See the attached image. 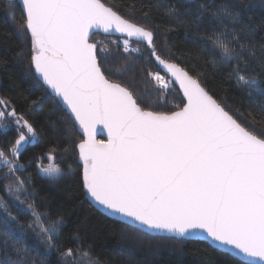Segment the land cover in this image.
Instances as JSON below:
<instances>
[{"label": "snow or ice", "instance_id": "6c2138e0", "mask_svg": "<svg viewBox=\"0 0 264 264\" xmlns=\"http://www.w3.org/2000/svg\"><path fill=\"white\" fill-rule=\"evenodd\" d=\"M124 6L11 0L7 8L20 42L15 60L26 64L34 85L63 113L47 127L81 137L78 143L69 137L64 151L78 153L84 197L141 234L180 245L205 243L198 264H240L235 257L264 264V37L258 41L243 22L250 5L241 0L211 10L198 0H138V7H128L139 18L121 11ZM177 26L198 35L195 50L173 53L166 40L157 47L161 29L166 37ZM99 32L119 34L122 45L112 43L128 56L140 53L131 40L143 44L145 62L163 67L165 75L145 73L159 85L155 104L141 99L134 79L124 82L134 61L115 72L106 64L109 49L93 40ZM7 64L0 57V66ZM216 80L232 82L255 109L228 104ZM173 89L178 102L166 106ZM44 99L32 100L30 108ZM98 125L106 140L96 139ZM43 134L12 97L0 95V264H46L37 255L51 253L58 257L54 264H101L79 229L70 242L64 238L62 209L53 210L36 183L63 174L55 160L58 146L33 153L28 163H35V173L23 174L21 157ZM135 245L145 247L143 241Z\"/></svg>", "mask_w": 264, "mask_h": 264}, {"label": "trees", "instance_id": "16d2710c", "mask_svg": "<svg viewBox=\"0 0 264 264\" xmlns=\"http://www.w3.org/2000/svg\"><path fill=\"white\" fill-rule=\"evenodd\" d=\"M10 2L0 0V57H5L8 60L6 66H0V95L12 97L17 102L19 109L27 111L28 118L34 121L37 127L44 129L41 142L34 147H29L21 157V163L26 165L24 175L35 173V163L30 165L28 163L29 157L33 153L39 154L42 150L46 151L50 146H58L59 150L55 160L63 168V174L52 181L37 177L36 183L42 189V194L48 197L53 210L62 209L67 221L64 238L70 242L72 233L79 229L85 245L91 246L93 256L98 257L101 264H198L203 258L201 251L205 248V243L189 242L180 245L176 241L152 238L141 234L102 214L84 197L81 185L82 164L78 162V153L75 150L64 151L65 147H69L66 144L69 137L77 143L81 137L76 132L60 133L59 126H57V133L47 127L49 123H54L62 118L63 113L54 111L56 101L45 95L44 88H38L34 85L27 73L26 64L18 63L15 60L20 42L16 35V23L13 22L11 15L7 12ZM105 2L122 3L125 6L121 11L126 12L129 16L139 18V12L128 7L134 3L138 7V0H105ZM198 2L204 3L211 10H214L221 3L234 6L241 3V0H198ZM242 2L250 5L249 8L243 10V22L255 29V38L260 41L264 37V0H242ZM15 16L16 22H18L21 16L19 10H16ZM168 23L175 24L176 22L163 21L164 25ZM211 23L215 25V21ZM208 25L209 21L206 20L204 27L207 28ZM162 33L163 28L156 36L157 47L160 48L166 40L167 46L176 54L182 50H195L199 44L198 35L183 26H177L176 30L168 33L166 37ZM122 39L100 34L93 36V40L102 41V46L109 49L110 59L106 61V64L110 65L113 72L117 68L122 69L127 62L134 61V67L125 76L124 82L134 79L135 90L142 94L141 99L145 103L155 104L158 99L159 85L147 77L145 73L151 71L164 75L160 66L154 61L145 62L144 58L149 53L143 44L135 40L130 41V46L131 48H139L140 53H131L130 56L123 54L122 47L118 48L112 43L114 40H119L122 45ZM182 62L189 63V61ZM256 72H259L258 68H256ZM261 79H264V75H261ZM213 83L217 85L218 92L223 89L228 104L238 105L246 112L255 109V104L250 103L246 96L238 93L232 82L221 83L216 80ZM42 96L45 97L44 101L30 108V102ZM159 99L163 100L164 97L161 95ZM175 102H178L177 93L173 89L167 95L165 105L170 106ZM71 147L74 149V144ZM47 163L46 160L45 164ZM69 166H71V170H69ZM123 233L128 234L127 238L122 236ZM36 239L34 236L31 237L33 243H36ZM136 241H143L145 247H137ZM39 249L41 253L44 252L42 245L39 246ZM33 255H37V253L34 252ZM57 258L56 253L37 255V259L45 261L46 264H54ZM234 259L239 260L240 264H246L239 257Z\"/></svg>", "mask_w": 264, "mask_h": 264}, {"label": "water", "instance_id": "95a60500", "mask_svg": "<svg viewBox=\"0 0 264 264\" xmlns=\"http://www.w3.org/2000/svg\"><path fill=\"white\" fill-rule=\"evenodd\" d=\"M6 1H11V0H6ZM97 34H100V35H103V36H109V35H106V34H104V33H102V32H99V33H97ZM110 37H119V38H121L119 34H113V35H111ZM160 68H161L162 73L165 75V70L163 69V67L160 66ZM96 139H98V140H101V139H102V140H106V139H107L106 131H103V130H102V126H100V125L97 126ZM78 162H79V157H78ZM79 163L82 164L81 162H79ZM91 204H92V203H91ZM92 205H93V204H92ZM93 206H94V205H93ZM94 207H95V206H94ZM95 208H96V207H95ZM99 211H100L102 214L108 216L107 214H105V213L103 212L102 209H100ZM108 217H109V216H108ZM110 218L119 221L117 218H114V217H110ZM119 222L122 223V224H124V223L121 222V221H119Z\"/></svg>", "mask_w": 264, "mask_h": 264}]
</instances>
